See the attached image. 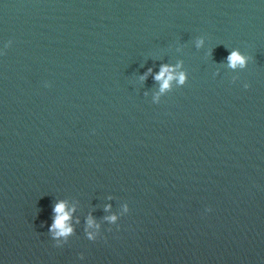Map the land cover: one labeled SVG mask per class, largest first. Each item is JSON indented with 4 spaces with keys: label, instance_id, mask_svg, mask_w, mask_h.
Here are the masks:
<instances>
[{
    "label": "clouds",
    "instance_id": "9594fccd",
    "mask_svg": "<svg viewBox=\"0 0 264 264\" xmlns=\"http://www.w3.org/2000/svg\"><path fill=\"white\" fill-rule=\"evenodd\" d=\"M204 40L200 39L197 41V47H202ZM228 67L235 70L237 68L245 69L247 67L249 57L242 54L239 49H232L227 56ZM182 65H169L161 64L159 72L154 76V79L157 82H160V92L164 93L165 91L171 88L173 82H176L178 85L183 86L188 79V74L184 71L176 72V68L181 67ZM151 69L148 70L144 76L141 77V80L147 78V75L151 73ZM245 88L249 85L245 84ZM159 98L157 97L156 103H158ZM111 205L105 207V211L110 209ZM124 213L129 211L127 203L123 206ZM75 212V208L69 209L67 207L66 201L60 200L57 201L53 206V217L52 223L48 229V232L51 233L52 239L55 240V246L60 247L67 242L69 236L74 232V227L72 224V214ZM106 220L110 221L113 224L117 222V216L111 215L105 217ZM79 223V221H76ZM87 228L85 229L87 234V239L90 241H95L97 239V233L88 231V229L96 228L99 229L100 225L95 222L91 215L87 217L86 220ZM83 259V254L80 256Z\"/></svg>",
    "mask_w": 264,
    "mask_h": 264
}]
</instances>
